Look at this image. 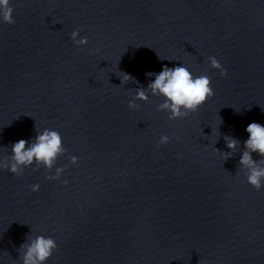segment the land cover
<instances>
[{"label": "clouds", "instance_id": "1", "mask_svg": "<svg viewBox=\"0 0 264 264\" xmlns=\"http://www.w3.org/2000/svg\"><path fill=\"white\" fill-rule=\"evenodd\" d=\"M13 11L14 9L10 6V0H0V18H2L3 22L14 23ZM80 31H82V28L73 31L71 39L77 45H85L88 43L86 37L77 39ZM208 61L212 68L220 70L222 76L227 74L215 57H208ZM121 73L123 74L122 83L134 82L133 77L126 73ZM147 75H154V81L149 83L147 88H137L134 99L129 102V108H139V105L135 102L136 100L147 102L149 99L147 93L150 91L152 95L164 98L158 108L161 111L170 113V120H175L197 111L200 106L214 95L210 78L207 75L194 77L183 66L169 68L165 65L158 74L149 72ZM246 132L249 137L244 142V151L239 161V166L245 170L244 174L247 177V182L259 191L262 187V182H264V125L252 122L248 124ZM169 139L167 135H162L157 147L168 143ZM224 139L231 151H235L240 145L239 140L230 136L226 135ZM65 151L61 135L55 130L44 129L42 132H38L35 140L30 144L24 139L15 142L11 146L12 155L10 157L5 156L0 160V169L10 171L19 176L23 174L26 167L35 163L36 168L43 166L50 172L56 165L58 157L63 155ZM252 153H258L262 159L259 161L254 160ZM225 156L226 158L231 156L230 152L225 153ZM69 159L71 163L75 164L78 158L72 156ZM63 172L64 168L56 167L55 175L47 178L50 180L59 179ZM64 183L67 184V181H64ZM32 190L38 191L39 185H32ZM56 248L57 243L53 238H46L43 235L36 236L30 242L23 243L20 246L19 250H23L20 251L22 264H45Z\"/></svg>", "mask_w": 264, "mask_h": 264}]
</instances>
